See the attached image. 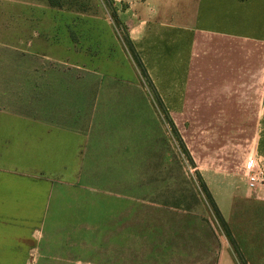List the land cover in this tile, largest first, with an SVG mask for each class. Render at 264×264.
Segmentation results:
<instances>
[{"label": "rangeland", "instance_id": "1", "mask_svg": "<svg viewBox=\"0 0 264 264\" xmlns=\"http://www.w3.org/2000/svg\"><path fill=\"white\" fill-rule=\"evenodd\" d=\"M58 1L0 0V170L52 183L56 256L264 264V186L248 187L244 169L249 158L264 168L253 122L201 105L207 90L170 114L137 63L120 4Z\"/></svg>", "mask_w": 264, "mask_h": 264}, {"label": "crops", "instance_id": "2", "mask_svg": "<svg viewBox=\"0 0 264 264\" xmlns=\"http://www.w3.org/2000/svg\"><path fill=\"white\" fill-rule=\"evenodd\" d=\"M114 1L165 109L177 115L207 90L201 105L253 122L264 159V0ZM51 194L46 179L0 170V264H78L48 238Z\"/></svg>", "mask_w": 264, "mask_h": 264}, {"label": "trees", "instance_id": "3", "mask_svg": "<svg viewBox=\"0 0 264 264\" xmlns=\"http://www.w3.org/2000/svg\"><path fill=\"white\" fill-rule=\"evenodd\" d=\"M49 3H50L51 6H53V7H59V6H61V3H60L58 0H49ZM114 16L116 17V14H115ZM116 18H117V17H116ZM133 53H134V56H135V58H136V60H137V63L141 66V68H142L144 74H145L146 76H148V75H147V72H146V70H145L143 64L141 63V60H140V58H139V56H138V54H137V52H136V50H135L134 48H133ZM159 100H160V99H159ZM160 101H161V100H160ZM161 103H162V102H161ZM201 187H202V190H203L204 195L206 196V198L208 199L209 203H210L211 206H212V210H213V212H214V214H215V217H216L217 221L222 225L223 228H225L228 237L232 240V236H231V233H230L229 228H228V226H227V223H226V221L224 220V218H223V216H222L220 210L218 209V207H217V205H216V203H215V201H214V198L212 197V195H211V193H210L208 187L206 186V184L204 183V181H202V179H201ZM231 242H233V241H231Z\"/></svg>", "mask_w": 264, "mask_h": 264}, {"label": "built area", "instance_id": "4", "mask_svg": "<svg viewBox=\"0 0 264 264\" xmlns=\"http://www.w3.org/2000/svg\"><path fill=\"white\" fill-rule=\"evenodd\" d=\"M244 169L247 174L248 187L254 189L258 186H264V176L257 172L254 159H247L244 163Z\"/></svg>", "mask_w": 264, "mask_h": 264}]
</instances>
